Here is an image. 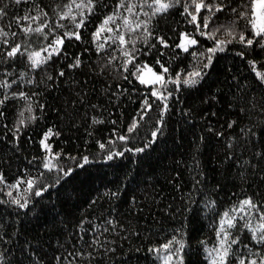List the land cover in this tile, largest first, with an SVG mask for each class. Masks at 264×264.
<instances>
[{
    "label": "trees",
    "instance_id": "1",
    "mask_svg": "<svg viewBox=\"0 0 264 264\" xmlns=\"http://www.w3.org/2000/svg\"><path fill=\"white\" fill-rule=\"evenodd\" d=\"M71 2L0 0L6 13L0 29L9 34L0 36V84L11 85L0 87V264H213L225 213L235 217V227L225 228L229 239L238 238L228 264L259 261L264 244H257L245 225L264 223V79L257 76L264 74V39L254 37L251 25L237 15H251L252 0H222L226 10L217 12L208 28L203 18L209 13L202 9L199 31L184 11L187 5L196 14L191 0L156 16L151 0H124L137 5L138 15L119 8L121 0H93L94 11L85 12L79 29L70 18H59ZM213 2L221 0H205ZM78 11L73 6L77 21ZM114 13V23L107 25L114 32L95 37ZM26 15L39 19H20ZM124 16L150 21L146 41L143 28L127 31ZM43 25L42 33L22 30ZM116 25L128 44L108 39ZM222 26L237 38L210 54L215 40L201 31L231 39L223 29L215 31ZM77 31L79 40L65 38L60 52L35 69L27 53L4 55L15 44L28 53L41 51L65 32ZM241 32L254 39L252 46L239 41ZM182 34L197 40L188 51L177 47ZM125 48H134L140 69L146 65L160 74V65L168 69L166 85L157 87L166 101L137 80L133 64L124 70ZM77 57L80 65L70 67ZM194 71L201 72L198 82L184 85ZM178 74L180 83H173ZM145 99L151 104L146 115ZM61 169L71 172L65 177ZM40 189L45 190L36 196ZM249 199L255 207L239 211Z\"/></svg>",
    "mask_w": 264,
    "mask_h": 264
},
{
    "label": "snow or ice",
    "instance_id": "2",
    "mask_svg": "<svg viewBox=\"0 0 264 264\" xmlns=\"http://www.w3.org/2000/svg\"><path fill=\"white\" fill-rule=\"evenodd\" d=\"M16 4L21 3V0H15ZM145 4H148V0H144ZM181 0H151V3L148 4V6L150 8L153 9L152 11V16H156L157 14L160 13H165L168 11V9L174 7L176 4H180ZM192 5L194 6L195 9V13L193 14L192 12L189 11L188 6L185 5L184 6V11L191 16V22L196 23L197 26V30H200V22L198 21V15L201 13V10H206L209 13L208 17H204L203 18V28H208L209 26V20L215 16V14L217 12H224L226 10V6L223 4L222 0L220 3H205V0H199V2H197V0H191ZM73 6L75 7V9L79 10L78 11V15L80 16L79 21H77V17L76 15L72 14V9ZM119 8H123L127 13L129 14H135L138 15L137 13H135V9L137 7L136 4L134 3H124V0H121V3L118 5ZM65 8H67V11L62 12L59 14V18L61 20L63 19H67L70 18L72 20V22L75 24V27L77 29L81 28L84 26V22H85V12L87 13H91L94 11V3L93 0H79V2H77V0H72L71 4L69 5H65ZM233 12H237L236 9H232ZM44 16H47V13H42ZM4 15H6L5 10L3 8H0V17H3ZM144 15H148V13H144ZM238 17L241 19L246 20L250 25L251 28L253 30V34L254 37H260L261 39H264V0H252V4H251V15H249V13L247 11L245 12H238L237 13ZM20 19L23 20H35V19H39V16H24ZM20 19H18L16 21L17 24L20 23ZM116 19V14L114 13L113 15L108 16L104 23L101 25V27L97 30L96 33H94L95 37H99L101 32L107 31V32H114V29L111 27H107V25H109L110 23H114ZM123 20V26L127 29V31L129 33H134L136 32L138 29L143 28L144 33H147V35L144 37L145 41L147 40V37L151 35V32L148 29V24L150 21H140V20H136V21H132L129 19L128 16H124L122 17ZM47 25H43L41 27H37V28H32L31 26L29 27H25L22 30L25 33H42L44 30V27H46ZM60 27H63V25H60ZM120 25H116V32L114 33V36L112 37H108V39H112L115 41H118L119 44L121 46H124L126 44L129 43V41L126 39L125 37V33L124 32H120L119 31ZM223 29V31H225L226 35L231 37V39L228 40H219L215 38V33H205L203 31H201V35H207L209 37V39H213L215 40V44L216 47L214 48H209L207 51L210 54H214L217 51H223L224 50V45L231 43L232 40L236 39V35H234L233 29L231 27L228 28H217L215 31L219 32ZM9 34L7 32H5L3 29H0V36L3 37H7ZM16 33H12V36H15ZM186 36V34H185ZM72 39L75 38L77 40L80 39V34L79 32H65L63 37H58L57 39H55L51 44L48 45V47L46 48H42L41 51H37V52H27L26 48H23L21 44H15V46H11L9 50H7L5 52V56L8 59H13L15 57H17L18 55H24L25 53H27V58L30 61V67L35 69L40 67V65L44 64L47 62L48 59L51 58V56L53 54H58L60 52V46L63 45L64 43V39ZM239 41L241 43H245L246 45L252 46L254 44V39H246L245 35L243 32H241L239 34ZM160 43L162 45H164L165 47H167L168 45L166 44V42L163 40V38H159ZM3 44L8 45L9 41L7 39H4L2 41ZM133 45L135 43V41H132ZM188 43L190 45H195L197 43L196 39H190L188 41ZM255 43H260L259 40H256ZM104 45L100 44L98 45V49L103 48ZM177 47L183 48L184 51H188V47H186L183 43L177 45ZM49 49H51V51H49ZM134 48L132 51H129L127 48H125L122 51V55L124 57H126L125 60V64H124V70L127 71V65L128 64H133L134 67H136L137 71L135 73H133V75H137V78L139 79L141 84H151V85H161L162 87L164 85H166V81L164 79V73L168 72V69L165 68L163 65H160V67L162 68V73L161 74H157L155 72H152L151 69H148L149 72H152V79H144L142 77V75H138V73H140V66L135 65L134 61H135V55H134ZM47 53V56H42L41 53ZM113 59H115V57H113ZM208 63L204 65L205 68H207L210 64H211V60H212V56L209 55L208 56ZM81 61L79 59V57H77L74 61V63L72 65H70V67H78L80 65ZM157 63H159V61H157ZM253 67H255V61H251L250 62ZM64 73L61 72L60 75H63ZM257 76L261 77V79H264V74L257 72ZM201 77V72L200 71H194L192 73H189L188 78H185L183 80V84L187 85V86H192L195 85L198 82V79ZM125 79H127V77H125ZM173 83L179 84L180 83V78H179V74L177 75L176 79L172 81ZM12 83H15V81H13ZM11 85L8 84L7 82H4L2 84H0V87H10ZM19 95L23 98H27L26 95L24 93H19ZM152 96L156 97L157 99H161V100H167V96L164 95L163 92H160L158 89H156L155 87L152 90L151 93ZM171 93H168V96H170ZM7 98V97H6ZM3 101L0 100V104H2ZM142 108L145 110L144 111V115L147 114V111L151 110V104L148 103L147 99H145ZM29 111H31V107H29L28 109ZM167 111V103L164 104V107L161 110V123H162V117H163V113ZM21 115H23V113H21ZM144 116L142 115L140 117V119H143ZM32 119H35V117H32ZM23 120H21L20 124L23 125ZM137 126V122L134 121L133 124L129 127L128 131L132 132ZM231 126V125H230ZM161 131V129H157V131H154L152 133L153 137H155L157 135V132ZM119 139L121 140H125L127 139V137L121 136L119 137ZM47 147V145H46ZM101 148H104V145L101 144L100 145ZM137 152H142L144 151V149H136ZM115 155L117 156H121L123 155V153H116ZM114 157L113 155H109L107 157L108 160H112ZM84 163H89L88 158L84 157ZM82 166V165H81ZM43 167L45 169H48L49 171L52 170V165H50L49 163H44ZM61 172H63V175L66 177L70 174L71 170H68L67 172H64L63 169L60 170ZM59 182V179L57 180V183ZM30 186L32 185V182H29ZM45 189H40L35 191V195L36 196H40L42 194V191H44ZM14 203L18 204L21 208H24L27 206V202L21 204L19 200H15ZM247 206L249 208L255 207V205L252 204V201L249 200H244L241 202V206L239 211H243L244 207ZM262 220H264V216L261 217ZM235 220V217L232 218H228V213H225V219L221 220V231L220 233H218V235H222V239L220 240V248L217 251V255H218V261L214 260L213 264H228V257L232 254L231 253V249H232V245L237 244L238 243V238L237 239H229V232H227L225 230V228H233L235 227V224L233 223V221ZM245 227H248L250 229V231L252 232V239L254 241H256L257 244H264V223L260 224L258 227L253 228L251 227L250 224H246ZM171 243V242H170ZM165 248L170 247L169 245H164ZM182 247V245H181ZM239 264H264V257H261L259 261H257L256 259H251V260H246L245 258H240L239 259Z\"/></svg>",
    "mask_w": 264,
    "mask_h": 264
},
{
    "label": "rangeland",
    "instance_id": "3",
    "mask_svg": "<svg viewBox=\"0 0 264 264\" xmlns=\"http://www.w3.org/2000/svg\"><path fill=\"white\" fill-rule=\"evenodd\" d=\"M190 39H188L187 38V36H185L184 34H182V36H181V38H180V42H179V44H184L185 46H187V45H189V43H188V41H189ZM183 49V48H182ZM148 69H151L150 67H148V66H143L141 69H140V73H138V75H142V77L144 78V79H146V80H148V79H152V72H155V71H153L152 69V72H149L148 71ZM155 73H157V72H155ZM157 74H160V73H157ZM137 80L139 81V79L137 78ZM140 82V81H139ZM143 85H150L151 87H152V89L155 87L156 89H157V87L159 86V84H157V85H151V84H143ZM219 249V248H218ZM218 249H216V250H218ZM214 251V253H213V257H214V260H216V261H218V255H217V251Z\"/></svg>",
    "mask_w": 264,
    "mask_h": 264
}]
</instances>
